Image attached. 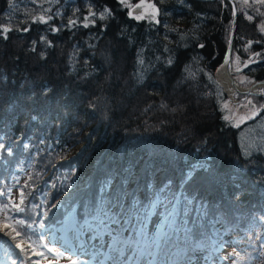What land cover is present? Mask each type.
Masks as SVG:
<instances>
[{"label": "trees", "instance_id": "1", "mask_svg": "<svg viewBox=\"0 0 264 264\" xmlns=\"http://www.w3.org/2000/svg\"><path fill=\"white\" fill-rule=\"evenodd\" d=\"M148 1L159 23L132 18L119 0H0V264H42L46 229H64L69 216H103L104 232L119 229L127 242L139 228L142 237L155 206L160 218L171 213L161 253L178 247L181 260L229 235L238 264H264V108L225 120L232 100L214 74L230 3ZM235 2L232 47L251 39L260 55L246 72L264 78V15L255 11L264 6ZM90 8L111 15L84 27Z\"/></svg>", "mask_w": 264, "mask_h": 264}, {"label": "rangeland", "instance_id": "2", "mask_svg": "<svg viewBox=\"0 0 264 264\" xmlns=\"http://www.w3.org/2000/svg\"><path fill=\"white\" fill-rule=\"evenodd\" d=\"M129 4L135 5L137 3H140L141 0L135 1V0H127ZM145 4L151 3V1L144 0ZM237 7V5H236ZM129 9V8H128ZM141 10L145 11L146 13H151V9H136L134 14L139 13ZM238 10V9H237ZM238 16V12H237ZM237 23V21H236ZM236 30V29H235ZM235 34V33H234ZM248 41H252L251 39ZM248 41L241 42L240 44H237L234 48L232 47L231 51V70L234 71L237 66H241L243 64V60H240L238 64L236 63L235 56L236 54L242 55L243 58L248 59L246 61H249V58L251 57L252 61L258 60V56H255V53H259V51H255L254 43L252 42L250 47H247ZM247 48V50H246ZM254 52V53H253ZM240 68V67H239ZM245 67L241 68L237 73H234V79L237 83V85L243 87L247 86L249 83L252 82V79L249 77L247 72L244 70ZM263 89H258L257 94H233V95H226L232 100L231 104L228 105L227 111H228V116H232V114H235V117L233 118V121L238 120L237 118L240 116H244L245 114L251 115L250 109L254 105L256 109L262 110L264 108V101L260 102L258 104L257 101H255L252 96H264L259 94ZM237 95H239L237 97ZM236 96V97H235ZM238 100L240 102H238ZM251 101L252 104L248 105L247 108L241 107L242 105H246L248 101ZM240 104V105H239ZM255 119V118H253ZM250 119V120H253ZM247 120V119H245ZM246 127H249L250 122H247ZM25 180L24 176L19 178V183L23 182ZM18 189L19 187L13 186L11 189V194L9 196L10 199L13 200V203H16V198L18 194ZM156 207V206H155ZM158 210H153V213L150 215L147 221V230H149L152 220L154 218L155 212ZM168 216V215H167ZM167 216L163 218L160 222V219H158V222L156 225L159 223V233L163 232L166 228V221H167ZM169 218V216H168ZM81 227L79 230V235H80V242L81 244L79 246H76L75 248H61L59 246V241L55 239V235L51 230H47L45 236H46V246L53 248L55 251L61 253L60 258H53L52 253H49L47 251V247H39L38 250L39 252L37 253V261L45 264L49 263L51 261H54V264H70V261H76L77 264H178V260L174 259V254L179 253V251H175L169 253V255L165 256L162 255L160 251L153 253L149 255L148 257V249L146 247L147 243L152 242L151 237H143L139 235L140 229L138 228L136 231L131 234L129 240L127 243L132 245V249L129 250L125 246H121L123 248V251L120 254L114 253L109 247H100V245H107L110 243L109 235L115 232H119V229L116 231H107V232H99L100 239H90L91 236L96 235L98 233L97 229V224L96 221L90 220L86 221L83 220L80 222ZM67 231V228L65 229ZM158 230V229H157ZM107 233V234H106ZM147 233V232H146ZM144 233V235L146 234ZM143 235V236H144ZM65 236L68 237L69 242L72 241L70 239V235H67L65 233ZM226 239H223L222 245L220 244H214L211 247L205 246L201 249H196L192 252L196 254V256H189L183 259V262L180 264H231L232 260L234 259L233 251L235 247L233 244L228 241L226 242L230 236L226 235ZM137 239H139V243L137 244ZM140 240H142L140 242ZM148 240V241H147ZM155 240H153L154 242ZM213 241H209L211 244ZM144 244V247L141 246ZM213 244V243H212ZM138 245V246H137ZM181 253V252H180ZM193 254V255H194ZM259 259H255L254 262H257Z\"/></svg>", "mask_w": 264, "mask_h": 264}, {"label": "snow or ice", "instance_id": "3", "mask_svg": "<svg viewBox=\"0 0 264 264\" xmlns=\"http://www.w3.org/2000/svg\"><path fill=\"white\" fill-rule=\"evenodd\" d=\"M119 2H120L124 7L129 8V13H128V15L131 16L132 18H134V19H136V20H142V19L150 18V19L153 20L154 22L159 23V21L155 19V17L159 14V9H157L156 6H155L154 4H151V3L145 4V3H144V0H141L140 3H137V4H135V5L129 4V3L127 2V0H119ZM244 3H245V5H247L248 7H251V5H248V0H244ZM11 4H12V0H9V5L11 6ZM253 4H259V5H261V6H264V0H253ZM145 8H147V9H151V10H152L151 13H146L145 11L141 10L139 13L134 14L136 9H145ZM255 11H256L258 14H260V15H264V13H261V12H260V9H259V8H256ZM110 15H111V12H110L107 8H105L102 12H100L98 16H97V14L94 13V12L91 10V8H90V9H89V12H88V15L84 17V23H83V26H84V27H88L89 24H94V23H95V20L90 19V18L93 17V16H95L96 19L103 21V20H106L108 17H110ZM245 15H247V13H245ZM247 18H248L250 21L253 19V17L250 16V15H248ZM37 19L40 20V22H42V23H46V22H47V21L44 20L43 17H36V18H34L33 22H35ZM48 19H51V17H49ZM75 24H76V21H75V20H70V21H69V25H70V26H75ZM53 30L55 31L56 29H53ZM3 31L6 33L7 31H9V28H4ZM24 31H27V29H24ZM260 31H261L262 34H264V21L261 22ZM5 38H7V37L5 36ZM256 42H257V43H260V41H256ZM251 44H252V41H248L247 47H250ZM201 46H202V45H201ZM229 48H230V50H231V37L229 38ZM246 50H247V48H246ZM254 55H255V56H259L260 53H255ZM237 59H238V58H237ZM250 62H254V61H252L251 57L249 58V61H246V62H245V65H244V66L247 67L248 63H250ZM140 63L143 64V61L141 60ZM168 63H171V59L168 60ZM228 63H229V60H228V58L226 57V59H225V64H228ZM237 70L239 71V68H238ZM259 94L264 95V90H262ZM251 104H252V102L249 100L248 103H247L246 105H242V107L247 108L248 105H251ZM225 107L227 108V104H225ZM250 112H251V115H247V114H246V115H244V116H240V117H238V118H237L238 121L242 122V121L245 120V119H251L253 116H255V115L258 114V110L256 109V107H255L254 105H253L252 108L250 109ZM234 117H235V114L233 113L232 116H225L224 119H225V120H231V119H233ZM237 126H238V125H237ZM0 147H3V146L0 145ZM24 195H25V194H24L23 192L20 193V196H21L20 203H23ZM57 203H58V202H57ZM5 207H7V205H6ZM12 207L15 208V210L18 211V212H19V211H23V209H21L20 206H19L18 204H17V205H12ZM52 207L55 208L56 205L53 204ZM5 219H7V217H5ZM16 223L19 224L21 227H23V225H24V222H23V221H17ZM114 223H119V221H115ZM102 225H103V227H102ZM106 226H107V223H106V217H103V216H102L101 220L98 222V224H97V226H96L97 229L99 230L98 233H97L96 235L91 236L90 239H93V240L100 239L99 232H103V231H104V227H106ZM5 227H7V225H5ZM28 227L30 228L31 225H28ZM13 231H15V235H14L12 238L15 240L16 237H18V236L21 235V233H20L19 231H16V230H13ZM106 234H107V233H106ZM120 235H121V233H119V232H116V233H112V234H110V235H109L110 243H108L107 245H100V247H105V246H107V247H109L114 253H117V254H120V253L123 251V248L121 247L122 245L125 246V247H127L129 250H131V249H132V245L129 244V243H127L126 241L120 239V238H119ZM30 239H31V238L28 237V240H30ZM23 243H24V241H20V242H18V243L16 244V247L19 248L21 252L25 253L26 258H27V249H26L25 247H22V246H21ZM41 246H42V247H47L46 245H43V242H41ZM262 247H264V245H262ZM47 251H48L49 253H52V257H53V258H60L61 255H62L61 253L55 251V250H54L53 248H51V247H47ZM34 254H36V253L34 252ZM232 255H234V256L236 257V260L233 262V264H238V262H239L240 260L243 259V257H241L240 254H239L238 252L235 251V249H234ZM13 264H16V262L13 261ZM34 264H35V262H34ZM70 264H77V262L73 260V261H70Z\"/></svg>", "mask_w": 264, "mask_h": 264}, {"label": "water", "instance_id": "4", "mask_svg": "<svg viewBox=\"0 0 264 264\" xmlns=\"http://www.w3.org/2000/svg\"><path fill=\"white\" fill-rule=\"evenodd\" d=\"M202 1H209V0H202ZM228 2L230 3L231 6V11H232V20H231V26H230V32H229V38L231 37V50L229 48V38H228V43H227V47L223 56L222 61L220 62V64L223 65V67L225 68L226 74H227V87L230 90V93H227L228 91L224 88V86L222 85V83L219 81V78L217 76V68L214 71L215 77L216 79L219 81V83L222 85L224 91L230 96L233 94H257V89L260 88H264V78L261 79H256L253 80L251 83H249L247 86H239L237 85L233 74L238 72V68L235 69L234 71L231 70V51H232V44H233V39H234V33H235V29H236V21H237V7H236V2L235 0H228ZM226 57L229 60L228 64H225V59ZM219 64V65H220ZM218 65V66H219ZM245 64H243V66H241L239 68V70L244 66Z\"/></svg>", "mask_w": 264, "mask_h": 264}, {"label": "bare ground", "instance_id": "5", "mask_svg": "<svg viewBox=\"0 0 264 264\" xmlns=\"http://www.w3.org/2000/svg\"><path fill=\"white\" fill-rule=\"evenodd\" d=\"M217 76H218V78H219V81L222 83V85L224 86V88L228 91L229 89H228V85H227V74H226V71H225V68L223 67V65L222 64H220L218 67H217ZM260 89H263V88H260ZM258 90V89H257ZM227 93H230V90L227 92ZM162 214V213H161ZM162 216H164V215H162ZM170 217H171V215L169 216V218H168V221H167V223L169 224V221H170ZM164 232V231H163ZM163 232H161V233H163ZM79 230H77V231H75L74 233H70L71 235H70V239L72 240V241H70L69 242V239H68V237H65V236H59V238H60V240L61 241H63V242H65V243H67V244H77L78 242H80V235H79ZM160 233V234H161ZM80 238V239H79ZM59 240V241H60ZM148 241V240H147ZM223 243H225V242H223ZM212 245H210V246H208V247H211ZM192 251H194V250H192ZM192 251H190V255H188L187 257H189V256H196V254H194V252H192ZM194 254V255H193ZM155 264V263H154Z\"/></svg>", "mask_w": 264, "mask_h": 264}, {"label": "flooded vegetation", "instance_id": "6", "mask_svg": "<svg viewBox=\"0 0 264 264\" xmlns=\"http://www.w3.org/2000/svg\"><path fill=\"white\" fill-rule=\"evenodd\" d=\"M258 50H255L254 52H257ZM253 52V53H254ZM238 58V59H237ZM235 59H236V63L238 64V62H240V60H243V64H245V62H246V60L248 59V57L247 58H243V56L242 55H238V54H236V56H235ZM252 63H254V62H250V63H248V65H247V67H245L244 68V70L246 71L247 70V68H248V66L249 65H251ZM243 64L241 65V66H243ZM241 66H237L235 69H237V68H239V67H241ZM240 105V104H239ZM242 107V106H241ZM244 108V107H243ZM260 111L261 110H259L258 111V114L257 115H255V116H253L251 119H253V118H255L256 116H258L259 114H260ZM246 115V114H245ZM248 115V114H247Z\"/></svg>", "mask_w": 264, "mask_h": 264}]
</instances>
